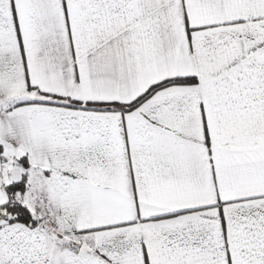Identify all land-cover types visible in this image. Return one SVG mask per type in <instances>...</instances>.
Returning a JSON list of instances; mask_svg holds the SVG:
<instances>
[{
    "label": "snow or ice",
    "instance_id": "1",
    "mask_svg": "<svg viewBox=\"0 0 264 264\" xmlns=\"http://www.w3.org/2000/svg\"><path fill=\"white\" fill-rule=\"evenodd\" d=\"M0 264H264V0H0Z\"/></svg>",
    "mask_w": 264,
    "mask_h": 264
}]
</instances>
